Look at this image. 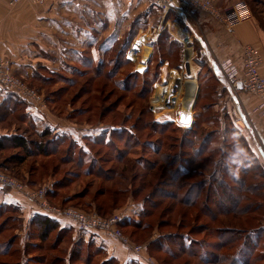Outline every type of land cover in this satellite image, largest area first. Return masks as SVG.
Segmentation results:
<instances>
[{
	"label": "rangeland",
	"instance_id": "rangeland-1",
	"mask_svg": "<svg viewBox=\"0 0 264 264\" xmlns=\"http://www.w3.org/2000/svg\"><path fill=\"white\" fill-rule=\"evenodd\" d=\"M218 1L220 6H224L221 5L222 0ZM239 1L244 2L256 26L264 33V0ZM82 6H88L85 10L96 23L92 27L93 31L99 35L100 31L106 32L102 49L110 51L109 61L117 59L115 53L118 51H122L124 59L130 61L126 52L133 43L152 38V46L147 45L148 41L143 44L144 51L146 48L150 49L146 63H142L141 59L134 61L135 65L131 60L134 65L131 63L115 71L117 68L112 67L113 62L101 74L94 72L74 87H49L45 92H40L27 84L42 97L44 108L47 105L51 110L54 109L55 113L72 115V120L79 124L103 122L120 125L117 129L109 128L103 138L106 144L114 145L96 146L94 149L90 145L81 147V144H78L79 147H72L68 136L59 135L57 152L49 149L48 156H25L22 150L9 145L5 151L0 152V172L17 179L34 191L54 189V195H46V200L55 208H72L103 218L126 215L125 218L131 221L141 222L144 227L147 225L144 229L126 224L122 231L135 246H143V254L152 258L156 264H264V178L260 176L263 167L255 162L257 160L245 150L244 142L232 132L231 125L236 126L234 115H226V111L222 110L224 105L228 106L227 101L223 100L220 107H215L220 102L218 86L222 74L218 69L215 71L214 67L216 60L219 64L222 60H218L211 49V39L208 41L204 35L199 37L194 36V33L190 39L194 46L191 65L197 72L196 83L199 84L194 105L198 94L201 93L199 104L197 103L196 107L192 105L194 109L192 108V118L189 117L190 124H182L181 120L177 119V111H158L155 114L150 109V100L155 90L159 91L167 85L173 87L175 78H182L185 74V71L180 69L186 49L184 44L176 42L167 32L160 35L161 41L160 38L157 41L155 34L150 37V32L147 35L140 31H145L148 26H151L152 30L157 28L163 14L161 10L146 0H87ZM172 17L178 19L175 14ZM143 36L144 38L140 39ZM97 42H100L99 37ZM157 62L161 67L158 70L159 77L155 78ZM136 66L140 71H136L139 77L133 75ZM149 68L150 74L144 76ZM148 89L150 95L141 99L139 93L143 92L145 95ZM52 92L59 94V98L52 101L49 98ZM181 96L182 94L180 98ZM186 103L184 102L185 106L189 104ZM196 115L202 116L196 119ZM12 122H15V119H12ZM195 122L202 129L197 140H193L191 135L184 136L185 131L194 128ZM23 124L17 126L18 129L20 126L23 129L21 135H27L30 141H40L39 136L45 131L44 127L37 130L33 122ZM153 126L157 128L154 129ZM236 128L241 131L238 126ZM226 129H229V133L224 136ZM113 130L120 131V134H113L111 137L110 132ZM218 130H221V134H218ZM208 134L213 136L208 150L199 156L198 152L190 147L194 142L202 141L203 137L207 138ZM64 137L67 139L62 142ZM46 140L50 141L51 138L47 136ZM182 141L185 142L183 151ZM157 147L162 149L161 154H164L165 158L174 161L173 168L176 169V166L180 165L190 171V175L182 178L181 182L187 184L213 182L216 168L214 161L224 160L223 154H235L236 159L229 160L227 164L234 169L246 165L250 170V183L258 185L257 192L260 193L256 196L247 193L248 200L241 202L239 206L240 209L248 205L252 208L241 216L220 215L219 208L214 203H223L224 197L213 190L212 193L216 196L210 197L208 201L209 185H205L201 189L198 203L193 207L176 204L171 211L164 214V210L173 204L166 198L157 209H151V202L144 203L145 198L152 193V188H142L143 179L149 175L142 165L154 163L160 158L154 155L152 150H157ZM82 148L91 152L85 155ZM214 150L216 153L210 154ZM16 156H24L25 160L20 162L15 159ZM121 156L123 160L120 162H123L120 163L118 159ZM194 160L201 162H192ZM92 162H95V166L90 165ZM87 169H90L89 174H86ZM225 180L228 185L235 187L234 179L226 176ZM166 190L173 192L169 187ZM7 192L0 189L1 197ZM119 192L122 195H114ZM152 200L161 201L162 198L157 195ZM114 201V209L107 207ZM224 204V207L232 208L234 203ZM257 205L262 206L255 212ZM7 207H11L10 210L2 211ZM24 207V203H0V264H101L110 259L114 261L111 264H122L121 259L109 256L104 245L99 241L95 242L96 240H89L92 243L90 246L80 245L74 243L71 234L59 235L55 231L44 243L40 240L42 231L35 222L38 214L31 217ZM145 211L151 216H143ZM157 239L163 247L157 245L156 249V246H151L150 243ZM163 248L170 249L173 256L164 254ZM181 248L186 252L180 254ZM222 255H225L223 259ZM133 262L139 264L137 260Z\"/></svg>",
	"mask_w": 264,
	"mask_h": 264
},
{
	"label": "crops",
	"instance_id": "crops-1",
	"mask_svg": "<svg viewBox=\"0 0 264 264\" xmlns=\"http://www.w3.org/2000/svg\"><path fill=\"white\" fill-rule=\"evenodd\" d=\"M84 1L87 0H44L43 4H35L33 0H24L16 7H9L5 1L0 0V58L8 59L14 74L40 92H45L49 87L54 89L76 86L79 81L102 68L108 53V50L102 49L103 36L106 32L100 31L99 35L93 31L92 27L96 23L85 10L88 6H82ZM221 2H223L221 5L226 7L228 3L242 1ZM161 15L160 26L154 30L148 26L145 31H140L147 35L150 32V37L155 34L156 40L162 33L167 32L181 45L186 36L192 38L193 33L199 37L204 35L207 40L211 39V49L218 60L231 58L237 63L241 62L243 46L252 45L262 58L261 73L264 75V33L258 29L252 18L239 22L232 30H227L201 13H193L187 19L175 14L178 18L176 20L172 17L174 14ZM96 36L100 42H97ZM142 38L144 36L140 39ZM145 41L152 43V38ZM138 66L135 67V71H138ZM218 88L220 102L215 107H220L223 100L227 101L228 106L224 105L222 110L226 111V115H234L236 126L249 140L264 167V116H257L254 113L259 104L258 99L241 91L232 94L222 81L219 82ZM55 94L52 92L49 97L52 101L60 96ZM12 119H15V122H12ZM29 122H33L37 130L44 127L55 135L68 136L83 146L86 139L98 138L109 128H119L103 122L79 124L72 120V115H60L47 105L45 108L32 106L21 97L0 87V139L21 136L23 129L21 126L18 129L17 126L24 125L23 123L27 125ZM7 191L5 196L0 195V203H24V208L31 217L37 214L44 215L35 204L27 201L22 195ZM54 220L60 223L62 229H67L72 234L70 221L59 218ZM92 236L95 242L99 241L104 245L109 256L118 257L122 264L140 261L133 251L109 239L103 233Z\"/></svg>",
	"mask_w": 264,
	"mask_h": 264
},
{
	"label": "built area",
	"instance_id": "built-area-1",
	"mask_svg": "<svg viewBox=\"0 0 264 264\" xmlns=\"http://www.w3.org/2000/svg\"><path fill=\"white\" fill-rule=\"evenodd\" d=\"M9 7H16L24 0H3ZM150 4L156 9H160L163 14H176L182 19H187L193 13H201L223 26L227 30H231L236 24L246 19H250L251 13L246 9L244 2L231 3L226 7L220 6L218 0H149ZM35 4H43L44 0H33ZM191 38L186 36L182 43L185 46L184 59L180 66L181 71H185L184 77L180 78L182 82L181 91H179L176 79L173 81V87L170 85V93L166 91L155 90V94L150 100V109L157 114L161 111H177L178 120L184 115L192 118V113L187 114L182 111L184 101L188 96L187 82L191 79V61L194 58V46ZM150 43L147 42V45ZM191 49L193 55L190 63L185 59L187 50ZM143 47L137 42L133 43L127 51V57L132 61L144 60ZM144 64L146 61H142ZM262 58L258 50L252 45H246L242 48V59L237 63L231 58L225 59L220 64L215 65L221 72L220 81L226 85L232 94H238L240 91L248 96L256 97L259 101L254 113L257 116H264V75L261 73ZM197 73V72H196ZM238 84L242 85V89H238ZM197 92L199 84H197ZM163 86L161 88L167 87ZM0 87L10 93H13L32 106H43L42 97L21 78L14 74L10 61L6 58H0ZM178 93V94H177ZM180 94H182L180 98ZM198 98V97H197ZM196 104V103H195ZM179 105L180 108L178 107ZM195 107V105H194ZM179 109V110H178ZM194 109V108H193ZM168 113V112H167ZM0 189H6L22 195L30 203H34L40 211L47 217L52 219H66L72 223L73 241L79 244L81 241L88 239L89 235L103 233L109 239L121 244L123 247L129 248L137 257L140 258L142 264H156L155 261L143 254V246H135L128 237L123 233L120 225L123 217L115 215L111 218H103L96 214H87L72 208L58 209L51 206L47 200V190H31L23 183L0 172Z\"/></svg>",
	"mask_w": 264,
	"mask_h": 264
},
{
	"label": "trees",
	"instance_id": "trees-1",
	"mask_svg": "<svg viewBox=\"0 0 264 264\" xmlns=\"http://www.w3.org/2000/svg\"><path fill=\"white\" fill-rule=\"evenodd\" d=\"M163 37V36H162ZM160 36L158 37L157 41L159 40ZM163 40V38H162ZM156 41V43H157ZM161 41V38H160ZM163 42V41H162ZM162 44V43H160ZM128 51V50H127ZM109 54L110 51H108L107 56L102 64V68L97 69L96 73L97 74H101L103 72V70L108 69L109 65H111L114 62V65L112 66L113 68H117L115 69V71L119 70L122 66H126L131 64L132 62L124 59V53L122 51H118L117 54V59H110L109 61ZM127 55V52H126ZM106 62V63H105ZM121 63V64H118ZM133 64V63H132ZM134 65V64H133ZM160 64L157 62V65L155 67V74L154 77L157 78L159 77V69H160ZM114 70V69H113ZM136 71H134V76L139 77L140 75H138L136 73ZM141 74V73H140ZM150 74V68L146 71L144 76H147ZM143 76V75H142ZM111 77V76H109ZM108 77V79H109ZM205 77V76H203ZM112 79V77H111ZM219 81V80H217ZM220 82V81H219ZM200 92V91H199ZM201 93V92H200ZM200 93L198 94V98L196 101V104H199V98H200ZM149 94V89L147 91V94L143 95V92L139 93V96L142 97L141 99H144V97H147ZM195 104V107H196ZM208 106L206 107V109L208 110ZM202 115H196V119L197 117H201ZM111 125V124H110ZM111 126H120V125H111ZM232 132L236 133V135L241 139L242 142H244L245 144V150H247L248 153H250L254 158L256 163H258L259 165H261L263 167V165L259 162V159L257 157V155L255 154V152L253 151L250 142L248 139H246L243 135V133L241 131H239L236 126H232ZM152 128H157L155 126H153ZM201 128L200 125L194 124V128L192 130H187L184 132V136L185 135H191V137L197 140L199 133L201 132ZM221 131V130H220ZM220 131L218 130V134L220 133ZM214 132V133H217ZM229 133V129H226L225 133L223 134L224 136H227ZM107 134V132L103 133L102 135H100L98 137V139H94V138H89L85 140V145H81V147H86L87 145L92 146V149H94V147L96 146H113L114 143H110V144H106L105 140L103 139L104 136ZM113 134H120V131H115L113 130L112 132H110V135L112 137ZM221 134V133H220ZM210 135V136H209ZM51 138V140L49 141H45V137ZM57 136L59 135H55L54 133H52V131L49 130H45L43 132V134H41L40 137V141L36 142V141H30L28 140L27 135H21V136H15V137H10V138H1L0 139V152H3L7 149V147L9 145H13L14 148L16 149H20L22 150V153L25 154V156H34L36 154L38 155H43V156H48L47 152L49 151V149L52 152H57L58 147L56 145H59V141H57L59 138H57ZM102 136V137H101ZM201 136V135H200ZM212 134H208L207 138L203 137V140L201 141H196V143L192 144V146L190 147L191 150H196L199 154V156H202V154L204 152H206L208 150V144H210V141L212 140ZM65 139L67 138H62V142L65 141ZM70 141V146H74L76 145L77 147H79L76 141H73L71 138H69ZM113 141V140H112ZM94 142V143H93ZM200 142V143H199ZM158 148V147H157ZM181 148L182 151L185 148V142L182 141L181 143ZM231 148V147H230ZM89 149V147H88ZM88 149H84L82 148V152L87 155L89 151ZM88 150V151H87ZM154 152V155L159 156L160 158L155 161L154 163H149L148 165L144 166V169H146V171L148 172L149 175L146 176V178L143 179V183H142V188H152V193H150V196L145 198L144 203L147 204V202H151V209H157L161 203L167 198L169 201L173 202V204L169 205V207H167L164 210V214L168 213L169 211L172 210V207L175 206L176 204H182L186 207H193L198 203V200L201 196V189L205 186V185H209L208 187V198L207 200H210V197H215L216 195L213 194V190H215L216 194L222 195L224 197V202L227 203H234L232 206V208H227L224 207L225 204L224 202H217L214 203L216 207L219 208L218 213L220 215H226V214H238L239 216L246 214L251 208V205H248L247 207L244 208H239L241 202L247 201L248 200V194H251L252 196H256L258 195L260 192H257L258 190V185L256 183H250V179H249V175H250V170L247 168L246 165H243L242 168L237 167V169L232 168L230 165H228V161L229 160H233L236 159V155L235 154H223V159H218L216 162L214 161V166L216 167L214 169V180L213 182L207 184V182L205 181H200L194 184H187V182L185 183H181L182 182V178L190 175V171L187 169H184L183 166H176V169L173 168L174 167V161H172L171 159H169L168 157L165 158L164 154L162 153V149L159 147L157 150L156 149H152ZM216 150L213 151V153L210 152V154H215ZM182 153V152H181ZM121 157H119V162L121 159ZM16 160L18 159L20 162H23L25 160L24 156H16L15 158ZM200 160H194L192 162H197ZM123 162V161H121ZM120 162V163H121ZM201 162V161H200ZM212 164V163H211ZM90 165L95 166V162H92ZM81 166H83V164H81ZM162 166V167H161ZM161 167V168H160ZM90 169H87L86 174H89ZM198 172V171H196ZM200 172V171H199ZM202 174V172H200ZM101 174V173H99ZM196 174V173H195ZM150 175L151 178H148ZM259 175V174H258ZM226 176H228L229 178L234 179L235 183V187L234 186H230L228 185L226 179ZM260 176H262V178H264V167L262 170V175L260 174ZM109 181V179H107ZM216 184V186L214 187V185ZM172 188L173 192H168L166 190V188ZM55 193V190H47V196L52 197ZM115 196H120L122 195L121 192L119 193H115ZM160 196V198H162L161 201H153L152 198L155 196ZM261 197V195H259ZM250 202V201H249ZM116 201H114V203H112V205H108L107 207L109 208H115L116 206ZM208 205V204H206ZM262 205H257L255 208V212H257V210L259 211L261 209ZM6 208V207H4ZM11 207H7V209L2 210V211H7L8 209L10 210ZM146 210V208H145ZM215 212V211H214ZM147 213L149 212H144L142 213L143 216L147 215ZM212 213H209V215ZM150 215H147V217H150ZM37 218V219H36ZM35 218V222L38 223L39 229L42 231V237L40 238L41 241H43L44 243L46 242V240L50 237V235L52 233H54L55 231L58 232L59 235H62V233L66 236H68L70 233L66 230V229H62L60 226V223L57 220H54L52 218H49L47 216L44 215H37V217ZM34 222V221H33ZM32 222V223H33ZM126 224H130L129 226L134 227V228H143L144 225L141 222H136V221H131L128 218H123L122 222H121V229H123V227L126 226ZM147 227V225L144 227V229ZM93 235V234H92ZM89 235L88 240H83L81 241L79 244L80 245H86L87 246L90 244H92L89 240H93V236ZM72 238H73V232L71 234ZM191 236V235H189ZM59 236L57 237L58 240ZM181 238V237H180ZM182 238L185 239V237L183 236ZM56 240V241H57ZM186 240V239H185ZM59 241V240H58ZM57 241V242H58ZM159 241L160 240H156L153 241V243L151 246H156L157 249V245L159 247H163L159 245ZM93 242V241H92ZM192 243V241H190ZM149 245V249L151 247ZM190 245H188L189 247ZM185 247L186 244H185ZM169 248V247H168ZM100 251H103L102 248H99ZM180 254H182L183 252H186V250L184 249H180ZM164 254L166 255H170L173 256V252L170 251V249H164L162 251ZM8 253H6L7 255ZM217 257V256H216ZM225 257V255H222V259ZM174 258V257H173ZM219 258V256L217 257ZM139 262V264H141V262L139 260H137ZM56 262V261H54ZM113 259H110L108 261H104L101 264H111L113 263ZM131 264H134V262H132Z\"/></svg>",
	"mask_w": 264,
	"mask_h": 264
},
{
	"label": "bare ground",
	"instance_id": "bare-ground-1",
	"mask_svg": "<svg viewBox=\"0 0 264 264\" xmlns=\"http://www.w3.org/2000/svg\"><path fill=\"white\" fill-rule=\"evenodd\" d=\"M145 41V40H144ZM144 41H142V40H138L137 41V44L140 46L141 45V47H143V44H144ZM146 49H148V50H146ZM145 49V51H144V48H143V52H144V60L146 61L147 60V57L149 56V48H146ZM188 52L186 53V55H187V59H186V61L188 62V63H190V59H191V56H192V51H191V49L189 50H187ZM186 57V56H185ZM191 79L190 80H188V82H187V89H188V96H187V98H186V100L184 101V102H187L186 104H188V105H183V107H182V111L184 110V112H186L187 114H191V112H192V108H193V106H194V104H193V102L195 101V98H196V95H197V83H196V77H197V74H196V71H195V69L191 66ZM176 83L178 84V87H179V91H181V88H182V83L180 82V79L179 78H177L176 79ZM161 90L160 91H166V92H169L170 93V86L168 87H164V88H160ZM193 105V106H192ZM185 117H189V115H185Z\"/></svg>",
	"mask_w": 264,
	"mask_h": 264
},
{
	"label": "water",
	"instance_id": "water-1",
	"mask_svg": "<svg viewBox=\"0 0 264 264\" xmlns=\"http://www.w3.org/2000/svg\"><path fill=\"white\" fill-rule=\"evenodd\" d=\"M238 89H242L241 84H238ZM190 122H191V119L189 117H185V115L181 117L182 124H190Z\"/></svg>",
	"mask_w": 264,
	"mask_h": 264
}]
</instances>
